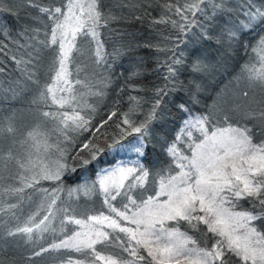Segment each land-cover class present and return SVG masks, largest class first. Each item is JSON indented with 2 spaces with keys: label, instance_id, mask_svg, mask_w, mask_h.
<instances>
[{
  "label": "snow or ice",
  "instance_id": "1",
  "mask_svg": "<svg viewBox=\"0 0 264 264\" xmlns=\"http://www.w3.org/2000/svg\"><path fill=\"white\" fill-rule=\"evenodd\" d=\"M24 9L36 14L26 12L22 22ZM153 9L160 10L158 17L152 15ZM146 18L148 27L161 36L155 44L125 40L134 33L114 27L143 24ZM161 24L169 25L176 35H163L156 28ZM105 31L119 38L111 52L105 50ZM189 34L211 41L223 49V55L243 48L249 59L241 78L264 92V0H61L59 4L0 0V58L14 64L19 73L0 93L16 98L34 85L37 94L32 105L49 108L25 131L17 127L14 114L0 120V138L10 140L7 150L0 147V212L11 216L9 221L0 220V240L32 241L55 231L52 221L63 213L60 231L65 225L76 228L33 256L65 249L79 258L69 254L60 264H264V101L258 111L214 102L206 113L197 115L187 102H176L181 93L188 94L193 106L200 102V85L190 81L194 89L186 86L180 79L183 70L204 73L209 68L195 49L180 48L187 47ZM250 34L253 42L245 40ZM141 47L157 53L151 71L161 83L148 87L132 82L144 75L142 58L132 63L120 83L117 64ZM4 72L0 64V75ZM113 87L114 110L93 124L97 109L88 97L102 99ZM126 91L128 110L121 112L120 97ZM149 91L147 98L131 95ZM241 95L247 100L249 90ZM172 106L182 114L181 125L171 140L161 139L158 126ZM114 117L118 132L107 148L126 149L137 159L131 165L101 169L92 184L68 188L70 197L91 196L98 185L107 209L78 217L76 208L62 206L59 193L64 179L98 161L105 148L97 141L108 140L105 128ZM84 132H91V137L79 143ZM127 137L132 139L123 143ZM157 145L167 159L153 171L147 157ZM41 181L55 185L40 189L48 201V214L38 219V210L23 224L13 223L12 210L23 202L25 189ZM133 189H143L139 199ZM12 198L17 203L8 202ZM117 201L120 206L113 203ZM185 226L192 232L182 230Z\"/></svg>",
  "mask_w": 264,
  "mask_h": 264
},
{
  "label": "trees",
  "instance_id": "2",
  "mask_svg": "<svg viewBox=\"0 0 264 264\" xmlns=\"http://www.w3.org/2000/svg\"><path fill=\"white\" fill-rule=\"evenodd\" d=\"M19 0H17V3ZM44 3H61V0H43ZM107 2V0H106ZM26 12H30L33 15L36 14L34 9H24L20 11L21 21ZM152 15L158 17L160 15L159 9H153ZM11 21V17H8ZM149 19L146 18L143 24L135 22L132 24H118L114 27L121 29H127L128 32L134 33L133 36H125L124 39H135L139 43L143 44L145 42L157 43L161 40V36L157 35L156 31L148 27ZM39 26V25H38ZM156 28L159 29L163 35H172L175 36L176 33L171 29L169 25H156ZM198 32L199 29H196ZM254 34H250L245 37V40L253 42ZM41 38H43V33H41ZM102 39L105 41V50L111 52L113 45L118 41V37L114 35L109 36L105 31ZM188 44L185 47L183 44L180 45V48L184 51H191L195 49L196 53L205 58L206 63H208L209 68L204 73H194L189 71L187 68L181 73L180 79L184 82L186 86L190 89H194V85L190 84V81H195L196 84L200 85V92L198 94L199 103L195 106L191 105L189 101L188 94L181 93L176 97V102L184 101L188 103V106L191 108L193 115L200 113H206L211 106L214 105V102H224L227 101L229 107H234L239 104L241 106L247 107L251 106L255 110H259L261 106V101H264V92H261L258 88H251L248 82L241 78L242 66L248 61L249 55L245 53L243 48H237L234 52L229 53L228 55H223V49L219 48L217 45L209 42L200 41L196 36L189 34L186 37ZM157 53L152 49L139 48L131 56H125L120 60L116 66V72L120 76V83L123 82L124 77L128 75V71L132 63L137 58H142L145 64L144 75L137 80H133V83L140 84L142 86L151 87L153 84L161 83L158 79L157 73L152 72L151 69L155 68V57ZM161 60L164 59L163 54H160ZM0 64H3L5 72L3 75H0V90L7 86L9 80H15L19 73L15 70V65L9 61L0 58ZM44 69L41 68L39 71V78L41 83H43ZM84 77V73H81V78ZM249 90V98H245L241 95L242 91ZM37 94L36 86L32 85L27 91L12 98L9 94L5 97L0 93V120L5 119L10 115H15L17 127L21 131H25L36 123H38L42 117L40 113L42 111H48L49 108L40 105H32V98ZM128 95L129 92H125L121 97V103L119 105V110L121 112L128 110ZM131 95H140L144 97H150L151 92H131ZM116 99L115 87L109 90L108 95L104 98L88 97V101L96 106V113L93 114V124H99L102 119L107 118V114L110 113L113 109V102ZM149 105H144V110L147 111ZM54 110V109H53ZM169 115L161 126H158L161 135V139L167 138L171 140L179 131L181 125L182 114L177 113L174 109V106L170 107ZM143 119V116L140 117ZM118 117H114L113 121L109 122V125L105 128V131L109 134L108 140L104 139L98 140L102 147L105 148V152L101 154L97 162H94L87 171L83 169H78L75 173H69L64 179V190L59 193L61 201H63V207L76 208V215L79 217V214L82 212H87L88 214H96L98 211H105L107 209L102 205V196L97 192L93 193L91 196H85L83 193H74L71 197L68 194L67 189L76 187L78 184H83L87 182L92 184L96 179V173L99 172L104 167H109L116 164L119 160L125 158V151L121 150L119 147L116 149H108L107 144L111 143V136L113 133H117L118 129L115 128V122ZM75 135V134H73ZM91 137V132H84L79 138V143L86 142ZM132 137H127L123 143H127L128 140H131ZM10 140L7 138H0V147H3L7 150ZM74 154V153H73ZM190 154V153H189ZM134 155V154H133ZM134 157H136L134 155ZM167 158L163 155V152L159 145L156 146V150L150 152L147 157L148 166L156 171L159 167L163 165V162ZM174 167V166H173ZM178 171V169L176 170ZM175 174V172H173ZM151 179V178H150ZM55 185L50 181H41L40 184L36 185L35 188L25 189L24 200L19 204V207L13 209L16 213V220L12 221L13 223H20L27 219L29 215L34 212L40 211L38 219H42L44 215H47V203L45 200V194L40 191V189H49ZM158 187V185H157ZM143 192V189H133V195L139 199L140 194ZM154 194V191L153 193ZM146 198V195L144 196ZM120 198H118L119 201ZM116 203L117 206L119 202ZM8 202L17 203V200L12 198ZM126 202V201H125ZM44 204V207L41 209L40 205ZM60 205V201H58ZM245 206H247L245 204ZM63 213H58L57 218L52 221V226L56 229L55 231H48L43 234L37 235L32 241H26L19 237L12 239L8 238L7 240H0V260L4 261V264H60V260L66 258L67 255L71 254L73 257L79 258V254L75 252L69 253L68 250H52L46 253H42L40 256H33L34 251H39L41 247L47 248L53 242H59L64 239L66 235H71V232L68 231L69 228L75 229V225H65L64 231H60V220L63 218ZM11 219L10 214H5L0 212V220L9 221ZM183 225L184 222H181ZM201 227H204L201 225ZM182 230H187L190 233L191 229H186V226ZM195 235L203 241V237L200 233H195ZM210 246V244H209ZM99 247V246H98ZM146 256L147 254L144 253ZM30 258V259H29ZM150 259V258H148Z\"/></svg>",
  "mask_w": 264,
  "mask_h": 264
},
{
  "label": "rangeland",
  "instance_id": "3",
  "mask_svg": "<svg viewBox=\"0 0 264 264\" xmlns=\"http://www.w3.org/2000/svg\"><path fill=\"white\" fill-rule=\"evenodd\" d=\"M124 151H125V158H124V159L119 160L116 164H114V165H112V166L104 167V168H102V169H111L112 167H114V166H118V165H120V164H122V163H123V164H129V165H131V163H132L133 161H135V160L137 159V157H134V155H133V153H132L131 151H128V150H126V149H124ZM119 152L121 153L122 150H120ZM96 179H97V177H96ZM96 179H95V180H96ZM96 187L99 188L98 185H96ZM162 199H163V197H162Z\"/></svg>",
  "mask_w": 264,
  "mask_h": 264
}]
</instances>
